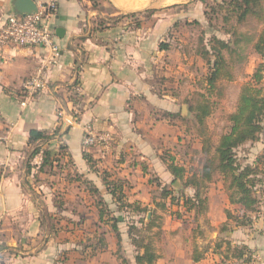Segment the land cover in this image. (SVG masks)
I'll use <instances>...</instances> for the list:
<instances>
[{
	"label": "crops",
	"instance_id": "crops-1",
	"mask_svg": "<svg viewBox=\"0 0 264 264\" xmlns=\"http://www.w3.org/2000/svg\"><path fill=\"white\" fill-rule=\"evenodd\" d=\"M13 1L0 0V27L9 15L16 14ZM32 1L38 7L52 5L51 26L60 56L48 70V90L25 106H21L23 84L42 62L43 52L11 45L0 56V264H136L135 256L143 250L131 243L133 234L121 231L119 224L124 219L117 217L105 180L122 183L126 202L145 210L129 219L141 224L147 218L149 228L160 226L167 204L174 207L169 198H162V190L172 191L168 186L174 182V193L184 192L179 183H185L187 175L182 181L175 180L168 162L176 160L164 156L162 149L168 143L175 145L180 137L174 136L178 129L174 120L184 125L189 121L187 111L182 114L183 106L179 113L174 102L161 101L155 94L157 64L164 57L159 46L173 28L202 23L206 5L219 0H100L97 7L89 0ZM152 109L160 117L150 114ZM177 114L183 121L172 119ZM86 128L110 139L108 151L102 142L83 147ZM31 131L51 139L32 145ZM34 146L58 160L47 169L54 172L51 184L43 179L46 171H38L41 155L31 159ZM238 149H246L243 155L237 154L241 164L254 165L264 154V132L256 142H246ZM197 155L202 160L197 164L199 176L206 158L201 143ZM115 166L119 170L111 171ZM214 184L219 185L217 192L213 188L206 193ZM183 187L189 191L185 196L193 194L191 188ZM204 192V212L212 226L237 225L235 218L245 216L239 205L230 203L220 174ZM99 198L118 218V235L106 223V216L100 218ZM258 206L260 201L255 212L246 214L243 222L247 225H237L245 229L244 234L259 223L254 216ZM182 209L177 206L178 211ZM164 223L163 238H168L167 231L177 230L179 222ZM112 237L120 250L112 248ZM128 240L132 250H124ZM81 242L82 250H77ZM172 244L167 250H154V264H198L182 245L169 250Z\"/></svg>",
	"mask_w": 264,
	"mask_h": 264
},
{
	"label": "rangeland",
	"instance_id": "rangeland-1",
	"mask_svg": "<svg viewBox=\"0 0 264 264\" xmlns=\"http://www.w3.org/2000/svg\"><path fill=\"white\" fill-rule=\"evenodd\" d=\"M207 5L213 6V3H208ZM217 14L213 15L211 20H203L199 25L185 23V25L181 24L167 32V37L162 42L168 46V50L163 52L164 57L157 64L154 82L157 98L161 101L174 102L178 107L179 113L180 108L185 106L187 111L185 119L189 121L187 125H184L179 120H174L178 128L175 129L174 136L178 138L177 134H180V137L174 141L175 145L168 143L164 146L162 149L163 155L174 157L176 163L187 170L185 174L187 176L195 172L197 164L198 166L201 165L200 161H202L198 156L199 154L197 155V146L201 143L197 136L199 130L197 132L193 115L189 111V106L194 103L197 97L195 92L200 91V83H202L203 78L206 77L208 72L207 65H205V62L199 56L200 50L203 47L208 49L212 38L228 42L231 46L230 48L233 50L231 61L234 66V81L224 86L220 102H217L215 110L205 120L207 136L214 142L222 133L227 131L226 116L235 109L241 87L249 81V77L253 75L256 67L262 61L261 57L255 54L252 47L262 27L253 22H249L244 26H237L234 19L228 22L223 20V15L225 14L223 10L217 9ZM252 39L253 42H251ZM224 56L229 58L226 53H224ZM262 86L264 87V79ZM151 113L155 118L161 115L154 109L150 111ZM245 150L237 149L236 152L243 155ZM256 160V164L263 172L259 176L260 180L263 181V185H257L259 187L256 195L261 206H258V213L254 215L255 221L259 220V223L253 224L248 233L244 234L243 230L245 229L238 228L239 226L234 224V222V225L231 223H218V226H212L209 222L210 219L207 220L208 217L206 216L207 213L205 214L204 212L205 210L201 211L197 218V214L194 212L187 213L183 209L182 211H178L176 205L171 207L167 203L166 210L163 212L165 217L161 221H158L160 226L157 223L158 226L154 228L148 227L145 215L143 216L145 219L141 224H135L129 218L133 217L136 212L123 210L121 213H118L117 217L119 220L123 221L124 219L123 224L125 226L119 224L121 231L125 232L126 229L127 231L132 230V234L136 235L139 239H143L144 243L147 242L152 250L158 252L167 250L166 248L170 242H174L176 246H183L182 249L186 250L188 257H192L195 250L196 252L203 253V258L198 264H264V154L258 156ZM119 168L115 166L111 168V171H115L114 169L118 171ZM53 175L54 172L52 170L51 173L46 170L43 179L45 178V182L51 184ZM179 184V189L188 194L189 191H186L183 187L184 182ZM168 187L174 190V182ZM218 187L219 185L217 184L209 186L208 189L211 188V191L208 190L206 193H211L213 188L215 193ZM213 202V207H215L217 200ZM114 210L116 211V209ZM133 220L135 221L137 218ZM166 220L169 223L175 220L179 224L175 227L178 228L177 230L167 231L168 238H163V230L161 228L165 226L164 222ZM133 224L137 226L136 228L140 229L133 230L130 227ZM228 230H230V234ZM109 241L113 245L112 248L116 250V247H119L120 250L119 243L115 237H112ZM128 244L129 240L123 243L124 250H132ZM81 245H83V242L80 245L77 244L75 248L82 250ZM174 245H170L169 250L176 249ZM240 250H243L244 253L238 259L237 255L239 252H242Z\"/></svg>",
	"mask_w": 264,
	"mask_h": 264
},
{
	"label": "trees",
	"instance_id": "trees-1",
	"mask_svg": "<svg viewBox=\"0 0 264 264\" xmlns=\"http://www.w3.org/2000/svg\"><path fill=\"white\" fill-rule=\"evenodd\" d=\"M94 7L100 0H89ZM217 9L223 10V20L226 22L234 19L237 26H244L249 22H253L262 27L254 44L253 51L259 55L263 62L258 64L252 76L240 89L238 94L235 110L226 116L228 124L227 131L222 133L214 142L207 136L205 120L213 113L217 102H220L223 88L226 84L234 81V66L231 61L233 50L230 44L224 40L212 38L209 48L203 47L199 56L208 67L206 77L203 78L200 91L195 92L197 97L193 104L189 106V111L193 115V120L196 125L197 135L202 144V153L206 156L199 176L197 172L188 175L184 185L193 190L191 196H185L183 193H174V190H162L161 196L169 198L171 203L182 207L186 212H194L200 214L205 210V198L203 196L206 185L211 182L213 177L220 174L225 182L226 189L229 192V200L231 204H237L241 207L245 216L242 219L236 220L237 225H247L246 214L256 211L259 203L257 195L258 187L263 185V181L259 176L262 171L255 163L254 165H243L238 159L237 149L246 142H256L259 135L264 132V87L262 82L264 79V0H219L213 2V6L206 5L204 12V20H211L213 15L217 14ZM209 17V19H208ZM199 25V22H192ZM253 42V39L251 40ZM160 50H168V46L160 44ZM228 54L229 58L224 56ZM199 93V94H198ZM76 117V116H75ZM172 119L180 118V115L171 116ZM177 118V119H178ZM183 121V120H182ZM84 137V135H83ZM46 134L38 131H31L29 142L35 145L37 141L50 140ZM35 147V146H34ZM212 149L213 152H212ZM41 155L39 172H45L50 169L53 163L58 160L53 158V155L47 150H43L37 146L34 148L31 159L37 155ZM87 162H90L89 156L84 155ZM168 169L173 174L175 180H183L186 169L179 166L170 158ZM105 187L109 195L114 200L116 212L120 213L123 210H132L134 212H145L139 207L129 205L125 200L123 192L124 186L121 182H111L105 180ZM257 185H259L257 187ZM93 194H98L97 190H91ZM100 218L107 217V224L111 230L118 235L119 220L114 212L104 204L101 198L98 199ZM228 217H232L228 214ZM248 222V221H247ZM133 230L136 227L130 226ZM132 230H129V235H132ZM134 235V234H133ZM135 237L129 238L131 243L135 245L138 252L135 256L136 264H154L157 260V255L149 244H145L143 239ZM132 239V240H131ZM102 246V241H99ZM237 258L243 256V250H240ZM202 259L200 252H193L192 260L194 263H199Z\"/></svg>",
	"mask_w": 264,
	"mask_h": 264
},
{
	"label": "built area",
	"instance_id": "built-area-1",
	"mask_svg": "<svg viewBox=\"0 0 264 264\" xmlns=\"http://www.w3.org/2000/svg\"><path fill=\"white\" fill-rule=\"evenodd\" d=\"M53 7L39 6L36 13L20 15H9L5 23L0 27V56L7 46L37 47L43 52V59L35 71L25 80L23 84L25 106L34 97L44 93L49 87L48 70L55 66L60 56V50L54 42L55 31L51 26ZM74 123V118L69 124ZM109 138L94 134L92 129L84 130L83 147L88 149L90 145L102 142V147L107 150Z\"/></svg>",
	"mask_w": 264,
	"mask_h": 264
},
{
	"label": "water",
	"instance_id": "water-1",
	"mask_svg": "<svg viewBox=\"0 0 264 264\" xmlns=\"http://www.w3.org/2000/svg\"><path fill=\"white\" fill-rule=\"evenodd\" d=\"M12 7H13V11L16 14H20V15L36 13L38 9V6L32 0H14ZM59 32L60 30H57L56 34L58 35ZM185 113H186V108L185 106H183L182 114L185 115Z\"/></svg>",
	"mask_w": 264,
	"mask_h": 264
}]
</instances>
